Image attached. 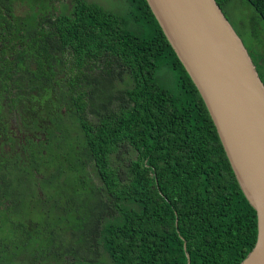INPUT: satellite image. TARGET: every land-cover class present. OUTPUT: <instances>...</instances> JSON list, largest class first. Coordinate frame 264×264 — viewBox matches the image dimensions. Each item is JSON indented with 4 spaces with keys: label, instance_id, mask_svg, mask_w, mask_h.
I'll return each instance as SVG.
<instances>
[{
    "label": "trees",
    "instance_id": "obj_1",
    "mask_svg": "<svg viewBox=\"0 0 264 264\" xmlns=\"http://www.w3.org/2000/svg\"><path fill=\"white\" fill-rule=\"evenodd\" d=\"M127 1L0 0V264H239L254 246L202 97L147 1ZM240 1L264 83V0Z\"/></svg>",
    "mask_w": 264,
    "mask_h": 264
},
{
    "label": "water",
    "instance_id": "obj_2",
    "mask_svg": "<svg viewBox=\"0 0 264 264\" xmlns=\"http://www.w3.org/2000/svg\"><path fill=\"white\" fill-rule=\"evenodd\" d=\"M146 1L202 97L256 212V240L239 264H264V83L216 0Z\"/></svg>",
    "mask_w": 264,
    "mask_h": 264
},
{
    "label": "rangeland",
    "instance_id": "obj_3",
    "mask_svg": "<svg viewBox=\"0 0 264 264\" xmlns=\"http://www.w3.org/2000/svg\"><path fill=\"white\" fill-rule=\"evenodd\" d=\"M92 1L97 2L113 11L124 12L128 10L127 0H92ZM16 7L17 9H20L21 6L17 4ZM222 7L225 15L232 23L233 27L237 31H239L245 38L246 44H251V42H254L255 41L254 39L256 37L251 35L249 31V25H250L249 16L253 15V10L251 9L249 12H245L244 4L240 0H226V1L224 0Z\"/></svg>",
    "mask_w": 264,
    "mask_h": 264
},
{
    "label": "flooded vegetation",
    "instance_id": "obj_4",
    "mask_svg": "<svg viewBox=\"0 0 264 264\" xmlns=\"http://www.w3.org/2000/svg\"><path fill=\"white\" fill-rule=\"evenodd\" d=\"M34 1V4H33V9L34 10H43L44 11H47L49 13H61L62 11H68L71 9V5H70V0H33ZM92 1V0H90ZM94 2V1H92ZM97 3V2H95ZM99 4V3H97ZM17 5V4H16ZM16 5L14 7H16ZM26 4H23V3H20L19 6L20 9H17V7L15 8V12L16 13H20L23 11V7L25 6ZM2 41V38H0V43ZM1 45V44H0ZM6 83V82H3V84ZM13 124L11 125V128H14V121L13 120H10ZM18 137L20 136L23 140L24 138V134L21 135L18 133V130H17V134L15 133V135H12V137ZM3 140H4V137L0 134V147H5L7 149H9V147L7 146V144L3 145ZM17 163L20 162L21 159H15ZM10 185L11 186H14V185H18V183H12L10 182Z\"/></svg>",
    "mask_w": 264,
    "mask_h": 264
}]
</instances>
